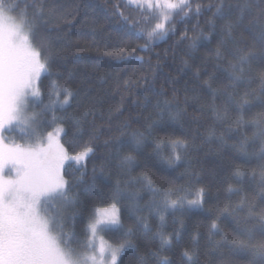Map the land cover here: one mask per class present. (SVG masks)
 Instances as JSON below:
<instances>
[{"label": "trees", "instance_id": "1", "mask_svg": "<svg viewBox=\"0 0 264 264\" xmlns=\"http://www.w3.org/2000/svg\"><path fill=\"white\" fill-rule=\"evenodd\" d=\"M174 1L0 0L46 66L41 135L62 125L71 156L53 229L87 247L117 204V264H264V0Z\"/></svg>", "mask_w": 264, "mask_h": 264}, {"label": "rangeland", "instance_id": "2", "mask_svg": "<svg viewBox=\"0 0 264 264\" xmlns=\"http://www.w3.org/2000/svg\"><path fill=\"white\" fill-rule=\"evenodd\" d=\"M145 2L160 8L161 12L177 3L174 0ZM153 31L155 34V29ZM163 35L159 34L158 38ZM45 71V63L26 26L0 7V102L9 100L13 85L24 79L35 82L39 90L36 96L32 88H25L15 102V110L7 117L8 123H4L0 105V228L5 234L16 232L24 238L27 254L20 258L23 264H113L114 254L117 264L123 247L110 243L102 234L104 228L120 226L117 204L96 210L89 224L87 247L67 246L53 229L49 205L65 190L64 167L71 156L62 144V125L41 135L42 126L33 104L40 98L39 81ZM13 131L34 135L35 142H18ZM13 157L24 162L18 163Z\"/></svg>", "mask_w": 264, "mask_h": 264}, {"label": "flooded vegetation", "instance_id": "3", "mask_svg": "<svg viewBox=\"0 0 264 264\" xmlns=\"http://www.w3.org/2000/svg\"><path fill=\"white\" fill-rule=\"evenodd\" d=\"M1 183L0 179V191ZM25 253L27 254V248L24 246V238L16 232L5 234L0 228V260L3 261V264H23L21 259Z\"/></svg>", "mask_w": 264, "mask_h": 264}, {"label": "snow or ice", "instance_id": "4", "mask_svg": "<svg viewBox=\"0 0 264 264\" xmlns=\"http://www.w3.org/2000/svg\"><path fill=\"white\" fill-rule=\"evenodd\" d=\"M40 67L43 68L44 65L41 64ZM36 75H37V77L39 76V71H37ZM25 88H32V94L36 95V96H39V90L35 86V82L30 83L27 79H24L22 82L13 85L12 90H11L10 99L9 100H5L3 102H0V105H2V107H3V114L5 116L4 123H8L9 122L7 117H8V115H9V113L11 111L15 110V102L20 96H22L24 94ZM68 96H71V92L68 93ZM63 103H64V105H67L68 104V99L66 98ZM13 159H16L18 163L24 162L22 159L17 158V157H13ZM199 200H202V192L200 194ZM199 200L198 201H193V202H190V203H198ZM173 204H175V202H173ZM113 220H115V216L114 215H113ZM103 251H104V245L102 243L101 252H103ZM0 264H3L2 260H0ZM66 264H67V262H66ZM113 264H115V254L113 255Z\"/></svg>", "mask_w": 264, "mask_h": 264}, {"label": "bare ground", "instance_id": "5", "mask_svg": "<svg viewBox=\"0 0 264 264\" xmlns=\"http://www.w3.org/2000/svg\"><path fill=\"white\" fill-rule=\"evenodd\" d=\"M169 5H170V4H169ZM89 222H90V221H89ZM89 222H88V223H89ZM88 230H89V229H88ZM104 230H105V229H104ZM102 232H103V231H102ZM103 236H104V235H103ZM87 238H88V237H87ZM76 241H77V240H76ZM83 241H84V240H83ZM80 242H81V241H80ZM84 243H85V241H84ZM81 245H83V244H81Z\"/></svg>", "mask_w": 264, "mask_h": 264}]
</instances>
